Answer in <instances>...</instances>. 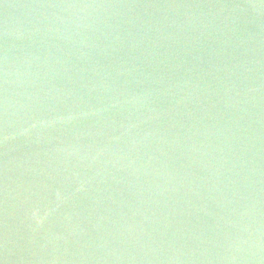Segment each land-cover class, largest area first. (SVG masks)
Returning a JSON list of instances; mask_svg holds the SVG:
<instances>
[{
    "label": "water",
    "instance_id": "95a60500",
    "mask_svg": "<svg viewBox=\"0 0 264 264\" xmlns=\"http://www.w3.org/2000/svg\"><path fill=\"white\" fill-rule=\"evenodd\" d=\"M0 264H264V0H0Z\"/></svg>",
    "mask_w": 264,
    "mask_h": 264
}]
</instances>
